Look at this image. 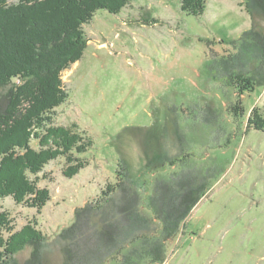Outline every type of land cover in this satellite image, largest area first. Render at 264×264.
I'll return each instance as SVG.
<instances>
[{
  "label": "rangeland",
  "instance_id": "374dc122",
  "mask_svg": "<svg viewBox=\"0 0 264 264\" xmlns=\"http://www.w3.org/2000/svg\"><path fill=\"white\" fill-rule=\"evenodd\" d=\"M251 25L247 0H207L197 16L185 13L182 0H131L118 14L96 11L84 25L89 43L83 56L63 71L69 97L53 113L56 124L93 145L75 153L84 166L72 177L63 172L69 165L64 156L45 165L39 186L51 198L41 210L10 196L0 201L15 230L30 223L44 238L9 264H77L78 253L105 252L99 230L111 222L108 212H84L74 225L76 210L101 199L105 186L117 181L123 156L153 215L146 151L175 155L180 136L207 190L167 242L163 264H264V126L248 127L254 109L264 118V85L243 95L245 114L236 116L229 105L237 94L214 65L216 54H226ZM7 91L0 89V100ZM177 171L166 166L155 174L167 178Z\"/></svg>",
  "mask_w": 264,
  "mask_h": 264
},
{
  "label": "trees",
  "instance_id": "16d2710c",
  "mask_svg": "<svg viewBox=\"0 0 264 264\" xmlns=\"http://www.w3.org/2000/svg\"><path fill=\"white\" fill-rule=\"evenodd\" d=\"M130 1L0 0V89H8L0 100V201L10 196L18 204L41 210L51 198L49 190L39 186L38 175L45 165L64 156L69 165L63 172L69 177L84 166L75 153L88 151L92 141L54 122L55 109L69 97L63 71L83 56L89 43L84 25L95 12L105 9L118 14ZM206 4L207 0H182V9L197 16L204 12ZM247 11L251 27L231 41L232 48L226 54L214 57L217 75L237 94L236 102L229 105V111L236 116L245 114L243 95L256 85H264V0H247ZM251 125L257 129L264 126V118L256 109L248 117V127ZM180 138L181 152L175 155L146 151L143 162L153 180V215L145 211L123 156L117 181L105 186L101 199L76 210L74 225L84 212L93 210L108 212L107 218L112 220L98 229L99 247L107 252L86 256L78 253L75 263L166 261L167 242L179 235L182 224L207 190L193 165L191 152ZM34 141L38 148L32 146ZM166 166L177 167L178 171L167 178L157 177L155 173ZM110 223L114 224L108 230ZM125 230L128 237L115 236ZM43 239V233L30 223L15 230L10 214L0 212V264H9L27 244L38 248ZM38 254L33 253V257Z\"/></svg>",
  "mask_w": 264,
  "mask_h": 264
}]
</instances>
